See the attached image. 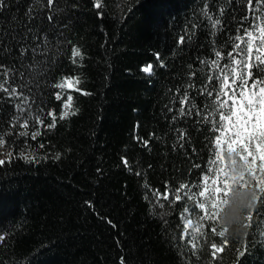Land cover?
<instances>
[{"label":"trees","instance_id":"1","mask_svg":"<svg viewBox=\"0 0 264 264\" xmlns=\"http://www.w3.org/2000/svg\"><path fill=\"white\" fill-rule=\"evenodd\" d=\"M93 2L56 0L50 10L46 0H5L0 9V65L14 73L12 86H24L18 90L43 125L52 122L50 111L56 114L54 128L30 118L29 135H17L24 130L12 124L30 114L0 92V159L6 161L0 165V264H237L240 240L228 236L213 261L210 244L221 238L211 234V221L203 222L207 242L200 238L196 249L188 243L191 228L182 238L183 209L195 210V202L184 196L187 189L179 201L172 193L200 181L218 133L195 112L173 122L180 105L172 101L192 71L196 88L204 84L200 61L214 58V47L230 50L246 15L242 0H103L99 10ZM205 4L221 20L214 33ZM74 47L83 54L75 64ZM148 63L151 76L141 71ZM67 76L79 84L52 87ZM189 91L203 107L205 96ZM68 95L76 114L60 119ZM37 127L41 134L33 140ZM176 128L185 133L179 143ZM257 211L264 221L259 204ZM256 231L254 216L239 264H264Z\"/></svg>","mask_w":264,"mask_h":264},{"label":"snow or ice","instance_id":"2","mask_svg":"<svg viewBox=\"0 0 264 264\" xmlns=\"http://www.w3.org/2000/svg\"><path fill=\"white\" fill-rule=\"evenodd\" d=\"M36 2L40 3V0H36ZM55 2L56 0H46L45 6L51 10ZM242 3L246 15L242 17L236 35L230 37V50L224 53L214 47V58L200 61L205 66L202 69L205 75L204 84L199 89L196 88L192 79L196 72L192 71L183 93L180 94V89L176 90L178 101L175 99L172 101L173 104L178 102L180 105L175 109L176 114L172 117L173 122L183 117H190L195 112L202 117L203 122L211 124L213 132L218 133L212 138V156L200 181L191 185L182 183L172 193L174 200L179 201L182 199L179 193L187 189L184 196L195 202L193 205L195 210H190L185 206L182 214L184 220L182 238L189 235L188 229L191 228V238L188 243L192 249L198 247L200 238L207 242L208 233L203 231L205 228L203 222H212L209 226L211 234L221 238V243L212 242L210 244V255L213 261L217 252H223L229 244L227 238L229 229L222 223L220 216L225 214L233 203L242 202L246 198L245 193L248 190H251L252 195L247 197L248 210L244 215L243 227L251 228L255 216L257 231L254 233V237L258 238L260 246L264 247V221H259L261 212L257 211L258 204L264 210V0H255V3L254 0H242ZM5 6V0H0V9ZM93 6L98 10L102 9L103 0H94ZM202 13L208 20L213 33L218 26H222L221 20L214 18V14L208 11L207 4L204 5ZM223 13L224 8L221 7L219 15L222 16ZM97 15L102 17L103 12L99 11ZM48 19L51 21L52 16L49 15ZM249 20L250 23L245 27L244 22ZM44 40L47 42V37ZM179 42H184L183 36L180 37ZM26 51L27 49H22V54ZM32 51L35 54L37 49ZM71 58L74 64L77 63V58L83 60V54L78 47L71 50ZM157 59L159 60V55H157ZM222 61L226 62L222 63ZM159 66L163 67L164 65L161 63ZM141 71L149 76L153 75V64L148 63L146 66H142ZM12 75H14L12 70L0 65V76H3V79L0 80V92L5 93L10 99L16 98L19 101L15 105L19 113L28 111L30 114L28 118H17L16 122L12 124V127H16L18 124L24 130L18 132L17 135H29L27 129L30 118L34 119L37 125L49 129L54 128L56 126L55 112L48 113L52 117V122L46 126L43 125L40 115L31 113L32 105L29 103V97L24 95L23 91L18 90L24 86H12L10 83ZM213 79L216 83L209 87ZM77 84H79L78 78L67 76L52 84V87L63 90L66 87L73 88ZM190 89H195L197 95L205 96L203 107L196 104ZM54 95L57 100L62 99L61 92H56ZM72 99L71 95L67 96V100L63 103V109L66 111L60 113V119L76 114V110H71ZM172 110L169 108V111ZM175 130L178 134L177 142H182L185 137L184 131L180 128ZM40 134V129L37 127L31 132V138L34 140ZM4 135V133H0V145L5 143ZM137 139L139 138L137 137ZM143 143L147 145L148 142L144 141ZM40 147H43V144ZM8 155L11 158L12 153ZM20 155L24 159H30L22 153ZM34 159V157L31 158V160ZM5 163V160L0 159V165ZM123 163L127 165L128 161L124 159ZM192 189H196V191H192ZM160 195L157 193L158 198ZM163 198H168L167 193ZM217 228L220 230L217 231ZM248 234L246 232L244 237L239 239L240 247L236 250L237 264H239V258L245 256L247 252L248 246L244 242V238ZM3 239L4 237L0 235V240ZM121 264H123V260Z\"/></svg>","mask_w":264,"mask_h":264},{"label":"clouds","instance_id":"3","mask_svg":"<svg viewBox=\"0 0 264 264\" xmlns=\"http://www.w3.org/2000/svg\"><path fill=\"white\" fill-rule=\"evenodd\" d=\"M252 195L251 190L245 193V199L233 203L227 212L223 215L222 223L228 227L229 231L227 236L232 239H242L247 232V229L243 227L245 223L244 215L248 210V199Z\"/></svg>","mask_w":264,"mask_h":264},{"label":"rangeland","instance_id":"4","mask_svg":"<svg viewBox=\"0 0 264 264\" xmlns=\"http://www.w3.org/2000/svg\"><path fill=\"white\" fill-rule=\"evenodd\" d=\"M4 151H5V150H4L3 148L0 149V152H1V153H2V152L4 153ZM257 164H259V161H257Z\"/></svg>","mask_w":264,"mask_h":264}]
</instances>
